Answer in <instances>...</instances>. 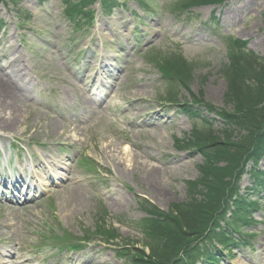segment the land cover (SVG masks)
Masks as SVG:
<instances>
[{
  "label": "rangeland",
  "instance_id": "374dc122",
  "mask_svg": "<svg viewBox=\"0 0 264 264\" xmlns=\"http://www.w3.org/2000/svg\"><path fill=\"white\" fill-rule=\"evenodd\" d=\"M114 1L104 5L110 9ZM183 1L147 0L145 9L118 0L110 12L98 1L81 16L68 14L67 0H2L0 67L30 91L18 92L15 125L0 127V264H131L123 243H145L147 223H141L152 218L146 210L152 205L167 212L192 202L191 183L202 178L205 160L189 146L195 128L221 132L225 121L218 111L237 113L240 102L264 106V0L176 10L175 2ZM230 39L244 42L241 49L253 56L247 82L234 76L235 86L226 76ZM173 56L188 65L187 79L166 68ZM96 74L113 105L87 113L84 81L92 84ZM258 92L262 100L249 102ZM186 103L196 114L185 113L180 104ZM229 130L234 141L246 133L240 122ZM85 156L99 168H86ZM32 171L34 191L13 187ZM251 180L243 177L242 193ZM196 185L204 191L205 178ZM262 197L256 222L240 228L245 242L222 264H264ZM105 220L119 237L94 243L89 235ZM69 241L80 249L63 246Z\"/></svg>",
  "mask_w": 264,
  "mask_h": 264
},
{
  "label": "trees",
  "instance_id": "16d2710c",
  "mask_svg": "<svg viewBox=\"0 0 264 264\" xmlns=\"http://www.w3.org/2000/svg\"><path fill=\"white\" fill-rule=\"evenodd\" d=\"M96 1L67 0L68 14L77 13L83 16L82 11L95 4ZM102 1L105 2V0ZM134 1L147 9L144 3L147 0ZM224 1L184 0L181 3L176 2L174 8L182 11L184 7L221 5ZM115 3L116 0L113 4ZM106 9L109 12L112 10L107 7ZM242 43L244 42L238 39L237 41L230 39V48L233 47L231 71L229 72L230 69H228L226 76L231 79L229 81L231 86H235L237 82L234 76L240 77L238 81L242 83L247 82V69L251 68L253 61V56L241 49ZM164 62L166 68H172L175 71L174 76L178 80L187 79L190 69L182 61L181 56H173ZM170 96L175 97V92H171ZM229 96H232L231 92ZM237 98L240 100L239 97ZM262 98L263 95L258 92L249 102L255 100L254 103H258ZM162 100L166 101V99ZM239 104L237 113L224 109L217 112L225 121L221 132L211 127L208 130H202L200 134L195 128L189 146L204 154L205 160L200 166L202 178H205L204 191L198 192L196 188V182L202 178L191 183L192 202L190 205L173 204V207L177 209L182 205V212L173 209L165 213L153 207L149 213L154 218L145 221L147 223V228H144L145 243L142 244L141 249L131 251L135 246L132 245L129 248L126 246L130 243L125 244L124 250L127 254H132V263L220 264L224 249L233 252L237 244H243L242 236L236 238L235 233L240 234V228L245 224L251 225L256 222L255 213L262 207V194H264V169L259 168V163L264 157V106L258 109V106L247 107V105H242L244 104L242 102ZM180 105L184 107L186 114H196L193 104ZM238 122L246 133L234 141L229 129ZM246 174L252 180L247 191L242 193L240 183ZM242 221H245V224ZM97 227L99 232H104L107 237H116L113 231H110L108 236L104 227L101 229L98 225ZM218 244L223 250L219 249ZM201 259L203 261L200 262Z\"/></svg>",
  "mask_w": 264,
  "mask_h": 264
},
{
  "label": "bare ground",
  "instance_id": "6f19581e",
  "mask_svg": "<svg viewBox=\"0 0 264 264\" xmlns=\"http://www.w3.org/2000/svg\"><path fill=\"white\" fill-rule=\"evenodd\" d=\"M0 69L3 70L2 72L0 71V127H7V126L12 127L15 125L12 123L16 122V120L18 119L17 113L20 114L19 112L20 107L17 105V102L19 101V99H22L20 97V94H25L28 96L27 92L30 90L29 88L23 89L21 87V82L18 80V77H14L13 74L7 71L6 69H4V67L3 68L0 67ZM99 71L104 73V70L102 67ZM5 80H7V82ZM81 97L84 100V109H85L84 111H86L87 113H91L92 111L96 110L97 108L100 107L101 104H105L107 107H112L113 105L107 99L110 96L96 98V97H92V96H88L87 94H84L83 96L81 95ZM82 121H84L83 117L80 120V123ZM78 127H80V124H78V126L76 124V127L74 128L79 129ZM111 145L112 144L107 145V147L110 148ZM123 156H125L126 160H129L130 152L128 150V147H125L123 149ZM17 182L19 184L18 187L20 190H22V187L26 185V180L23 177H21V180L20 181L18 180ZM28 187L29 189L32 188V184L29 185ZM72 198L75 201L80 200V197L76 193H73Z\"/></svg>",
  "mask_w": 264,
  "mask_h": 264
}]
</instances>
